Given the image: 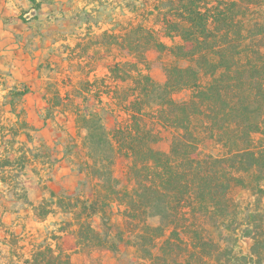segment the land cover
Here are the masks:
<instances>
[{
    "label": "rangeland",
    "instance_id": "1",
    "mask_svg": "<svg viewBox=\"0 0 264 264\" xmlns=\"http://www.w3.org/2000/svg\"><path fill=\"white\" fill-rule=\"evenodd\" d=\"M12 1L3 11L0 47H32L41 36L51 50L27 77L6 71L10 62H2L0 264H65L66 256L73 264H264V158L256 174H238L243 182L231 185L227 205L177 208V235L184 242L163 244L165 237L149 229L169 225L171 218L161 223L151 217L145 196L132 202L124 196L145 176L131 170L128 143L116 133L131 130L133 111L141 110L140 127L157 135L152 147L170 150L174 129L158 124V106L143 99L133 103L134 69L163 84L166 67L188 65L169 50L154 49L150 39L168 47L181 44L176 25L185 0H36L40 9L34 11L30 2L28 8ZM198 1L202 8H225L229 26L221 30L231 51H264V0ZM190 96V90L172 94L179 101ZM204 120L195 118L191 125L202 155L235 150L231 133L219 142L220 134L211 135ZM252 139L251 147L263 151L264 119ZM70 194V201L57 204ZM82 199L107 205V224L100 213L89 218L106 244L79 230Z\"/></svg>",
    "mask_w": 264,
    "mask_h": 264
},
{
    "label": "trees",
    "instance_id": "2",
    "mask_svg": "<svg viewBox=\"0 0 264 264\" xmlns=\"http://www.w3.org/2000/svg\"><path fill=\"white\" fill-rule=\"evenodd\" d=\"M28 1L33 10L40 9V2ZM201 4L198 0L182 3L181 20L176 25L181 44L168 47L150 35L154 49L169 50L188 65L166 67L163 84L154 82L134 67L137 85L133 103L139 104L143 99L158 106V124L174 129L169 152L152 147L158 137L152 130L140 127L144 116L141 110L131 113V130L116 131L120 140L128 143L127 151L134 161L131 170L138 176L140 171L145 172L143 179L135 181L132 192L124 196L131 202L145 196L154 210L151 217L158 218L161 223L171 218L169 225L149 229L156 232V238L165 237V245H172L174 239L183 241L175 225L179 206L186 203L194 210L197 205L205 209L227 205L231 185L243 182L238 174L250 171L256 174L264 158V149L258 152L250 145L252 135L259 133L264 119V51L259 48L231 51L230 44L226 43V29L221 30V26H229L225 8L218 4L202 8ZM235 38L239 41L241 35ZM249 72L254 73L253 76L245 78ZM176 90H190L191 96L187 101L175 100L172 94ZM202 117L211 135L220 134L219 142H222V135L231 133L235 150L229 149L230 152L222 157L202 155L198 150V138L191 130L193 120ZM143 141L142 147H138ZM139 159L141 164H138ZM72 196L60 197L56 202L62 206ZM105 206L104 201L82 199L78 214L79 230H85L88 238L100 245L106 244V238L94 231L89 218L100 213L101 220L107 224ZM114 248L116 250V246ZM65 262L73 264L68 256ZM255 264L261 263L257 260Z\"/></svg>",
    "mask_w": 264,
    "mask_h": 264
},
{
    "label": "crops",
    "instance_id": "3",
    "mask_svg": "<svg viewBox=\"0 0 264 264\" xmlns=\"http://www.w3.org/2000/svg\"><path fill=\"white\" fill-rule=\"evenodd\" d=\"M24 6H29L28 0H22ZM25 1V2H24ZM13 4L12 0H0V24L2 22V18L4 17L5 13L3 11H6V6H11ZM30 11H34L31 9ZM27 36L25 35L23 38L25 39ZM40 39H42L41 36L36 37V43L32 45V47H28L24 44H22L21 47H19L18 50L15 49L14 46H9L7 49H2L0 47V73L4 71V67L2 65V62L4 60L9 61L11 68L5 69L6 71L9 69L20 71V74L22 76H29L27 70L30 68H36L38 67L41 62H43L44 58H48L50 56L49 51L51 50L48 47H45V45H42L40 43ZM15 64V65H13ZM12 77V76H11ZM1 258V256H0Z\"/></svg>",
    "mask_w": 264,
    "mask_h": 264
}]
</instances>
